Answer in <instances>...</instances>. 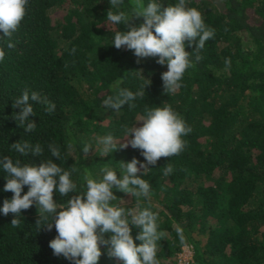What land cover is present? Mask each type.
I'll list each match as a JSON object with an SVG mask.
<instances>
[{"label":"trees","instance_id":"16d2710c","mask_svg":"<svg viewBox=\"0 0 264 264\" xmlns=\"http://www.w3.org/2000/svg\"><path fill=\"white\" fill-rule=\"evenodd\" d=\"M156 2L167 6L178 0ZM186 6L201 13L214 37L199 51V62L195 45L185 42L194 67L185 71L177 92L164 94L161 74L167 66L157 64L158 57L137 63L132 50L111 44L115 31L128 27L113 25L106 13L131 15L132 0H124L118 9L109 0H29L11 37L13 48L0 32L5 52L0 61V159L10 156L21 165L37 166L51 159L65 170L76 168L71 179L77 193H53L54 201L64 204L84 191L86 172L100 179L101 168L109 167L120 178V162L136 158L145 163L139 149L120 147L131 138L125 137L124 127L133 126L146 107L170 105L192 129L182 136L185 149L137 173L151 185L148 199L114 187L118 200L113 204L133 213L150 207L158 214V231L164 233L158 241L159 264H178L176 255L184 244L192 247L190 264H264V0H186ZM141 23L143 18L130 19L132 26ZM25 89L55 104L48 114L44 105L30 101L34 115L28 119L37 125L33 132H25L13 119L20 109L12 103ZM120 89H144L145 94L129 102L135 107H105L103 100ZM109 134L119 142L104 156L97 139ZM19 141L40 144L43 155L21 156L10 148ZM49 144L59 147V159L52 157ZM85 144L91 145L87 154ZM167 164L173 167L170 175H164ZM6 177L0 168V208L13 195L4 191ZM27 190L25 186L21 194ZM13 218L0 212V264H73L53 254L49 241L57 232L40 225L43 221L37 224L35 204L21 210L18 227L11 225ZM129 227L138 246L140 228ZM100 248L98 264H123L107 255V246Z\"/></svg>","mask_w":264,"mask_h":264},{"label":"clouds","instance_id":"9594fccd","mask_svg":"<svg viewBox=\"0 0 264 264\" xmlns=\"http://www.w3.org/2000/svg\"><path fill=\"white\" fill-rule=\"evenodd\" d=\"M28 2L29 0H0V32L9 39L8 48L15 46L11 37L26 15ZM109 3L113 9H118L124 0H109ZM106 16L113 25L124 24L128 27V31H115L111 44L116 49L123 47L132 50L137 63L141 58L158 57L156 63L167 66V71L161 74L164 94L177 92L182 86L185 71L194 67L189 58L190 53L185 51V42L189 46L195 45V61L199 62L202 59L199 51L204 48L206 41L214 37V29L205 25L196 8L186 6V0H178L174 5L167 6L156 0H149L146 5L143 0H132L131 15L122 10L109 9ZM132 17L143 18V23L138 27L132 26ZM72 51L74 53L75 49ZM4 57L5 52L0 49V61ZM230 64V59L225 58V65ZM144 89L137 93L120 89L116 96H108L102 103L117 111L124 105L135 107L129 102L137 96H143ZM30 101L44 105V111L48 114L55 110V104L47 97L35 91L29 94L25 89L12 103L13 108L20 109L18 113H14L13 119L18 121L17 126L24 128L25 132H33L37 127L28 119L34 115ZM137 123L140 126L124 127L125 137L131 138L125 144H120V147L130 145L133 149H139L145 163L136 158L127 163L120 162V167L124 170L120 178L109 167L101 168L100 179H94L90 172H86L83 176L84 191L71 196L64 204L55 202L53 193L56 191L61 197L77 193V186L71 179L76 168L65 170L51 159L44 160L38 166L32 163L21 165L19 159L3 156L0 168L7 173L4 191H10L13 195L11 199L4 200L0 212L5 216L14 214L11 225L18 227L20 220L16 217L20 216L21 210H27L35 204L39 212L37 224L43 221L40 225L46 226L48 231L54 227L57 232V236L49 241L53 254L62 255L73 264H98L102 255L101 245L107 246L109 257H114L123 264H159L158 241L163 239L164 233L158 231V214L151 211L150 207L133 213L119 204H113V201L118 200L113 194V188L133 197L148 199L151 185L137 173L143 169L144 174L149 169L148 165H156L161 157L179 155L186 147L182 136L191 133L192 129L170 105L146 107ZM118 142L111 134L97 139L104 156L116 150ZM10 148L21 156L43 155L40 144L33 146L27 141L13 143ZM90 148L91 145L85 144L83 153L87 154ZM48 150L52 157L60 158L58 146L49 144ZM172 172L170 164L164 166V175ZM25 186L28 190L22 195ZM129 224L140 228L136 236L141 241L138 246L131 236ZM105 233H110L108 239L104 238Z\"/></svg>","mask_w":264,"mask_h":264},{"label":"rangeland","instance_id":"374dc122","mask_svg":"<svg viewBox=\"0 0 264 264\" xmlns=\"http://www.w3.org/2000/svg\"><path fill=\"white\" fill-rule=\"evenodd\" d=\"M137 122L134 124V126H140ZM191 260H192V247L189 244H184L182 246V250L179 251L176 255V262L178 264H190Z\"/></svg>","mask_w":264,"mask_h":264}]
</instances>
